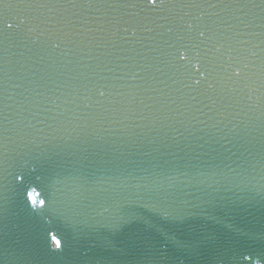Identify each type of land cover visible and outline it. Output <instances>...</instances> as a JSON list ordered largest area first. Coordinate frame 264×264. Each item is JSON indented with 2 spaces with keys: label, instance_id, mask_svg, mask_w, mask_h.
<instances>
[{
  "label": "water",
  "instance_id": "1",
  "mask_svg": "<svg viewBox=\"0 0 264 264\" xmlns=\"http://www.w3.org/2000/svg\"><path fill=\"white\" fill-rule=\"evenodd\" d=\"M232 11L239 61L204 44L177 62L188 22L231 14L0 3V264H264V3ZM74 14L93 31L65 35ZM149 85L170 107L118 111L133 92L154 103Z\"/></svg>",
  "mask_w": 264,
  "mask_h": 264
},
{
  "label": "snow or ice",
  "instance_id": "2",
  "mask_svg": "<svg viewBox=\"0 0 264 264\" xmlns=\"http://www.w3.org/2000/svg\"><path fill=\"white\" fill-rule=\"evenodd\" d=\"M3 0H0L2 3ZM66 3L70 5L80 4H88L89 6L102 3L112 6L113 4H127L129 0H65ZM136 4H143L145 7H149L153 10H165L179 6L180 8H192V9H199L201 12H208V9H221L225 12L231 14L235 23L230 22L229 20L223 21H216L211 20V18L205 19L204 15H196L194 17L195 21L198 23L188 22L186 24L187 31L177 37V44L170 45L171 47L175 48V58L178 61H182L186 59V54L189 51V48H198L199 45L204 44H211L215 51L220 54L221 56H227L230 61L236 60L239 61V58L244 55V50L242 48L243 45L248 43L247 40L241 39V37L245 34V30L248 27V23L246 19L241 15H236L232 9L241 3L243 0H135ZM261 3H264V0H261ZM242 11V9H241ZM185 15H188L187 13ZM218 15V14H217ZM210 21V22H209ZM55 23L57 25H61V31L67 29L68 31L65 35L71 36L73 34L82 35L85 29L89 32L93 31L91 28V24L89 18H79L76 14L73 17H61L60 19L56 20ZM111 23V21H108ZM9 28L11 24L7 25ZM124 31H127L125 28ZM185 40L194 41V44H187L184 43ZM183 49V51H181ZM235 54V55H233ZM197 55L199 53L197 52ZM246 66V65H245ZM91 69V66H88ZM95 70V69H91ZM233 76L239 78L241 76L240 71H234ZM139 76V73L134 74V78ZM3 68L0 66V150L5 147L4 141L7 137L4 135L6 129L3 126V120L7 119L5 115V109L12 107V105L7 104L6 97H5V87L3 84ZM195 83L199 85L201 83L200 80H196ZM136 87L143 88V85H137ZM152 91V92H160L161 96L152 97L149 96L147 99L153 100L154 103L147 104L146 99L143 95L139 93H131L127 98V103L122 105L118 111L122 115H138L142 118H147L143 111L140 109L146 108L152 111L153 115H156L157 112H162L163 108L170 107L168 104V98H164L163 90L157 89L152 87L151 85L148 86L145 91ZM39 95V93H38ZM100 96H104L105 92L100 91ZM195 99V97H193ZM41 101H31L36 105H39ZM174 103V101H173ZM21 107H26L23 103L20 104ZM160 107H157V106ZM86 106V105H85ZM154 110V111H153ZM227 179V178H225ZM31 195H29V199H31ZM44 202L41 201V204ZM57 247H60V242L56 241Z\"/></svg>",
  "mask_w": 264,
  "mask_h": 264
}]
</instances>
